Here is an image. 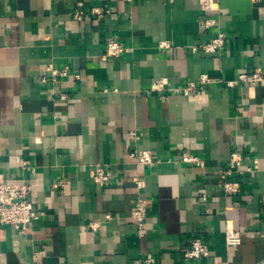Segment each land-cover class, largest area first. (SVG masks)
I'll return each instance as SVG.
<instances>
[{"label":"crops","instance_id":"crops-1","mask_svg":"<svg viewBox=\"0 0 264 264\" xmlns=\"http://www.w3.org/2000/svg\"><path fill=\"white\" fill-rule=\"evenodd\" d=\"M206 18L217 25L204 28ZM220 32V53L193 51ZM111 37L126 50L103 60ZM50 64L69 76L53 82ZM261 69L264 0H219L217 10L199 0H0V178L30 181L41 212L24 231L0 228V264H264V83L229 85ZM204 73L213 82L189 95L150 91L155 79L180 86ZM234 152L244 172L225 175ZM98 166L114 173L109 184L93 180ZM225 180L239 190L225 192ZM140 194L150 200L143 235L131 215ZM227 220L239 246L226 245ZM197 237L210 255L186 260Z\"/></svg>","mask_w":264,"mask_h":264},{"label":"built area","instance_id":"built-area-1","mask_svg":"<svg viewBox=\"0 0 264 264\" xmlns=\"http://www.w3.org/2000/svg\"><path fill=\"white\" fill-rule=\"evenodd\" d=\"M199 7L202 10H217L219 9V0H199ZM94 14L102 16L108 13L109 10L103 7H95L92 9ZM74 18L77 20L81 19L82 16L79 12L74 13ZM217 25V21L212 18H206L203 20V27L209 28ZM228 35L226 33L220 32L215 37L210 39L208 42L200 45L199 47H192L193 51H201L204 53H220L226 45ZM160 47H169L167 43H160ZM126 48L124 44L111 37L108 39L107 46L105 50L100 54L101 59L107 60L109 58H115L121 56L125 52ZM52 71L51 80L57 82L60 77L69 76V68H55L53 65H49ZM46 81V78H43ZM213 80L208 77L206 73L200 76L198 82H190L188 84L180 86H171L167 78L155 79L150 86V91L152 92H167L171 91L174 93H184L189 95L198 88H201L205 83H211ZM237 83L245 84L249 87H255L264 83V69L254 70L240 73L236 79L231 81L229 85H234ZM130 135L136 139L140 138V134L133 131ZM130 156L142 164H153V156L151 151L147 149H135L130 153ZM181 159L184 163H191L197 166H204L205 162L202 158L197 155L183 152L181 154ZM256 167V166H255ZM27 170L33 171L31 165L26 166ZM242 169V157L239 153H231L229 157V162L225 168V175H234V173H243ZM115 175L114 173L105 166H98L93 172V180L100 184H109ZM138 188H142L144 183L139 177H134ZM63 185V184H59ZM223 189L225 192L235 193L239 190V182L233 180H225L223 182ZM33 186L30 181L22 182H9L4 178H0V228L4 225H12L13 227L24 231L25 227L31 222L39 220L41 217V212L35 209L31 201ZM205 199V197H203ZM150 200L143 197L141 194L137 196L134 207L132 209V218L136 221L138 225V233L143 235L145 232L147 209ZM107 219H112L111 215L106 216ZM100 226L99 221H93L91 227L97 228ZM226 245L239 246L242 243V234L234 226L232 220L226 221ZM210 255V248L206 241L197 237L190 240L188 247L183 252V257L186 260H195L207 258Z\"/></svg>","mask_w":264,"mask_h":264}]
</instances>
